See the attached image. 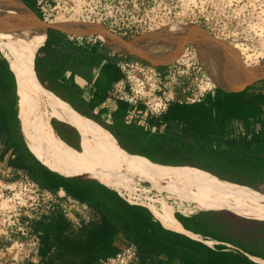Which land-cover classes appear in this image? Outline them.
<instances>
[{
	"label": "trees",
	"instance_id": "1",
	"mask_svg": "<svg viewBox=\"0 0 264 264\" xmlns=\"http://www.w3.org/2000/svg\"><path fill=\"white\" fill-rule=\"evenodd\" d=\"M24 1L33 6L38 5L37 0ZM126 30L133 33L140 32L132 27ZM37 34V41L41 43L45 35ZM53 34L67 37L60 32L49 31L47 40ZM94 46L100 47L103 54L111 53V50L104 45L95 43ZM112 55L114 60L126 58L116 53ZM34 70L38 81L43 84L38 75L36 57ZM168 72L167 69L157 70L162 77ZM180 77L184 76L180 75ZM214 90L213 96L208 93L199 103H174L167 113L153 122L157 126L165 125L162 133L150 134L133 123H124L126 105L122 104H119L118 111L112 114L110 125L86 112L78 111V113L106 129L115 138L118 146L129 153L145 155L152 161L165 164L196 165L208 171V164L213 160L216 164L228 165L229 169L235 172L226 175L222 172L210 171L213 174L263 191L255 185V182H264V91L233 93L225 92L220 88ZM70 105L76 109L73 104ZM17 111L14 74L0 52V143L5 151L12 152V157L8 160L10 166L26 171L36 182L51 192L62 190L65 197L98 211L111 234L113 236L119 234L121 238L135 245L142 259L148 255L163 256L168 261H178L182 264H258L237 252L226 250L225 247L212 248L200 240L164 228L145 206L130 204L115 190L95 179L64 177L50 171L27 150ZM236 121L244 122L245 126L251 122H258L260 131L244 145L231 142L240 147V152L213 148L208 138L229 135L228 123ZM50 122L62 140L79 150V134L74 127L61 122L66 130L60 131L54 127L59 121L51 118ZM181 122L187 124L185 140L174 130V127ZM232 134L238 139L239 133ZM246 149H250L248 153L244 152ZM174 217L184 229L193 233L212 240L228 242L248 254L258 255L257 253L260 252L259 247L264 238V220H249L228 211L215 210H201L190 216L174 212ZM53 226V216L37 225L42 231L41 255L50 244ZM107 247L114 250L110 244Z\"/></svg>",
	"mask_w": 264,
	"mask_h": 264
},
{
	"label": "water",
	"instance_id": "2",
	"mask_svg": "<svg viewBox=\"0 0 264 264\" xmlns=\"http://www.w3.org/2000/svg\"><path fill=\"white\" fill-rule=\"evenodd\" d=\"M263 14L264 11L262 10L253 12L250 15L234 16L221 25L214 27H205V25L196 22L175 21L156 31L133 33L127 31L126 28L112 25L95 16L67 6H33L24 0H0V24L4 26L23 25L45 36L49 31H56L79 40L99 43L109 48L113 53L139 60L157 70L167 69L183 76L207 78L215 87L226 92L253 90L258 84L264 82V62L246 64L240 68H228L226 73L201 62L199 58L213 52L237 57L244 56L246 53L255 54L257 51L262 50L264 48V37H258L257 33L261 31V27H264ZM259 58L264 60V55L256 57V60ZM17 116L23 140L28 148L19 110ZM49 126L50 133L56 142H61L68 148L80 152L58 136L50 120ZM80 142L79 137L78 148L81 146ZM35 147L36 151H40L38 144ZM117 147L124 151L126 155L140 156L153 164L166 167H191L204 171L219 181L247 187L264 195V189L258 191L250 186L222 179L196 165L155 162L145 155L125 151L118 146V143ZM58 153L57 158L51 157V159L56 160L63 166L76 164L68 156L61 153V150H58ZM129 163L134 166L132 159H129ZM200 241L205 243L202 240Z\"/></svg>",
	"mask_w": 264,
	"mask_h": 264
},
{
	"label": "bare ground",
	"instance_id": "3",
	"mask_svg": "<svg viewBox=\"0 0 264 264\" xmlns=\"http://www.w3.org/2000/svg\"><path fill=\"white\" fill-rule=\"evenodd\" d=\"M36 37L37 32L26 26L0 24V51L10 62L16 75L20 121L28 150L38 161L62 176L94 178L119 191L125 197L131 195L138 202L149 205L161 217H166L167 210H180L178 206L197 208L199 203L204 205L213 203L218 204L216 207H227L235 212L239 211L236 203L227 201L224 196L228 193L225 187L229 188L230 183L219 181L198 169L160 166L148 163L146 159L139 156L126 155L117 147V143L105 129L77 115L67 105L43 91L34 70L33 51L36 45L40 44ZM53 113L73 122L79 128L83 136L81 152L76 153L63 143L54 140L49 126V116ZM37 144L40 151L35 149ZM58 150L76 164L63 166L56 160H52L51 157L57 158L59 155ZM118 157L122 158L118 159ZM129 159H132L134 166L129 163ZM192 178L201 179L203 183L207 181L212 190L206 186L207 192L203 188L204 185L195 183ZM132 184H139L145 188H137L131 186ZM148 184L181 193L198 191L210 202L196 198L198 202L193 203L195 207H190L187 200H177L175 204L158 195L154 185L146 187ZM129 187L131 188L128 191L123 190ZM208 243L213 244L212 241Z\"/></svg>",
	"mask_w": 264,
	"mask_h": 264
},
{
	"label": "crops",
	"instance_id": "4",
	"mask_svg": "<svg viewBox=\"0 0 264 264\" xmlns=\"http://www.w3.org/2000/svg\"><path fill=\"white\" fill-rule=\"evenodd\" d=\"M64 35H66L67 37L53 34L47 40V34H46L44 40L40 44L36 45L33 51L34 58L36 57V66H37L38 75L40 77L41 82L43 83L41 84L38 81L41 89L43 91H46L50 95L54 96L65 105H67L77 115L84 117L81 114H79L78 111L86 112L87 114L97 119H100L109 125L112 123V114L118 111L119 104H122L123 106L126 105L123 115V122L127 124L128 122L125 119V116L128 111V105L126 102L114 98L112 93L113 87L121 78L120 72H118L119 70H117V62L120 59L114 60L112 51L111 53L103 54L102 49L100 47L94 46L95 43L93 42L79 40L67 34ZM37 38H38V34H37ZM8 64L10 66L11 71L13 72L9 61ZM166 76L167 75H164L163 78H166ZM14 79L16 84L17 106L19 108L18 84H17L16 75L14 76ZM187 81H188V76L182 77L180 79L179 86L184 85ZM253 90L244 91V92H251ZM214 91L215 90L213 89L208 93L211 96H213L215 93ZM259 91L263 92V90H255V92H259ZM60 97H62L63 99ZM70 104H73L76 109H74ZM51 118L59 119L60 121L56 119L57 121H59L58 123L64 121L74 126L79 133V137L81 141L80 145L82 146L83 144L82 133L73 122L54 113L49 116V120ZM84 118L97 124L90 118L87 117ZM164 126H165L164 124H160L159 128H162ZM109 134L112 136L111 133ZM112 138L114 139L113 136ZM81 146L79 147L80 152L82 151ZM11 157H12L11 150L5 151L4 146L0 143V174H5L10 170L15 174L18 170H20V169H14L12 166L8 164V160ZM119 158L121 159L122 157H118V159ZM85 161H89V160H85ZM147 162L150 163L149 161ZM192 179L195 183L204 185L203 187L204 190L208 192V190L205 187L209 186L210 183H208L207 181L203 183L201 179L198 178H192ZM151 185H148L146 187H149ZM131 186L137 188H145L144 186H141L139 184H132ZM154 187L156 188V192L158 193V195L172 201L173 203H175L177 200H183V201L187 200L191 205L190 207H195L193 203L198 202L196 198H200L201 201L206 200V198L198 191H187L181 193L179 191L166 189L158 185H154ZM130 188L131 187L123 190L128 191ZM209 188L211 189L210 186ZM225 189L228 191V193L224 195L225 199L227 201L236 203L239 209L238 212H235L227 207H216L218 206V204L207 203L204 205L202 203H199L200 205H198L197 208L190 209L187 207L184 208V206H178L180 207V210H174V211L167 210L166 217H161L149 205L138 202L131 195L125 197L119 191L117 192L126 201L128 200L129 203L131 202L130 204L138 203L145 206L154 215V217L161 223V225L166 229L182 232L189 235L190 237L202 240L212 248L225 247L226 250L237 252L238 254L247 257L249 260L255 263L264 264V257H263L264 238L261 240L263 243L260 244L261 247H259L260 252L257 253L258 255H252L244 252L240 248H237L228 242H220V241L212 240L208 237H203L196 233H192V231L184 229V227L174 217V212H179L185 216H190L201 210H215V211H228L236 216L249 220H253V219L264 220L263 194H260L257 191H253L252 189H249L247 187H242L234 184H230L229 188L225 187ZM189 196L195 197L194 198L195 200L193 198H190ZM206 201L210 202L208 200ZM210 241L213 242L212 245L208 243ZM259 255H263V256H259ZM153 258H154V263L151 264H182L181 262L178 261H168L163 256H153ZM3 261H4V257L0 255V264H4ZM10 264H14V263H10Z\"/></svg>",
	"mask_w": 264,
	"mask_h": 264
},
{
	"label": "built area",
	"instance_id": "5",
	"mask_svg": "<svg viewBox=\"0 0 264 264\" xmlns=\"http://www.w3.org/2000/svg\"><path fill=\"white\" fill-rule=\"evenodd\" d=\"M37 4L67 6L95 17H115L138 13L144 0H37ZM106 22L119 26L111 20ZM117 68L121 78L112 89L113 97L127 103V122L143 129L153 127V122L174 103H199L215 88L209 79L200 76H188V81L179 86L178 79L182 78L179 74L169 71L163 78L157 69L136 59H120ZM54 203L53 193L26 171L0 174V255L4 257V264H38L42 231L37 225L52 216ZM131 247L128 258L135 259V246ZM120 254L124 255L119 253L102 264H114Z\"/></svg>",
	"mask_w": 264,
	"mask_h": 264
},
{
	"label": "rangeland",
	"instance_id": "6",
	"mask_svg": "<svg viewBox=\"0 0 264 264\" xmlns=\"http://www.w3.org/2000/svg\"><path fill=\"white\" fill-rule=\"evenodd\" d=\"M262 10L264 11V0H144L138 13L115 17L97 16V18L114 21L115 24L124 28L132 27L140 32H147L159 30L175 21L196 22L205 27H214L234 16L250 15ZM257 35L260 38L264 37V27H261ZM263 49L255 54L246 53L244 56L237 57L213 52L201 56L199 60L227 73L228 68H240L246 64L264 62L261 58L256 60V57L264 55ZM254 90L264 91V82L254 87ZM186 129L187 124L183 122L174 127L176 134L184 140ZM146 131L150 134L162 133L164 127L159 128L155 124ZM212 147L225 151H241L237 144L225 142H213ZM52 193L55 201L52 214L54 226L50 244L41 255L38 264H102L105 259L115 258L119 253L124 255L120 254L114 264L154 263V258L148 255L142 259L135 245L136 258H128L133 244L121 238L119 234L113 236L98 211L65 197L62 190ZM109 244L114 247V250L107 247Z\"/></svg>",
	"mask_w": 264,
	"mask_h": 264
},
{
	"label": "flooded vegetation",
	"instance_id": "7",
	"mask_svg": "<svg viewBox=\"0 0 264 264\" xmlns=\"http://www.w3.org/2000/svg\"><path fill=\"white\" fill-rule=\"evenodd\" d=\"M54 127L57 130L63 131L66 130L64 125L61 123H56L54 124ZM235 127H238L237 129H234ZM228 129H230V134L226 136H210L209 143L213 142H225V143H241L244 145L246 141H250L253 139L260 131V126L258 122H251L247 126L244 125V122L241 121H236V122H230L228 123ZM233 132L239 133L238 139H235L233 136ZM242 145V146H243ZM244 147V146H243ZM250 149L244 150L245 153H248ZM208 169L209 171H216L217 173H224V174H235L234 171H231L228 167V165H221V164H216L213 160H210V163L208 164ZM237 173V172H236ZM255 185L259 188L264 189V182L257 181L255 182Z\"/></svg>",
	"mask_w": 264,
	"mask_h": 264
}]
</instances>
